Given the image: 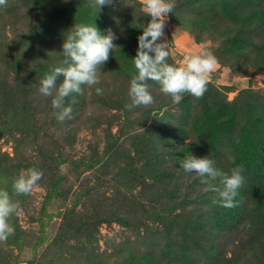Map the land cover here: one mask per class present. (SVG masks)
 <instances>
[{"label": "rangeland", "instance_id": "rangeland-1", "mask_svg": "<svg viewBox=\"0 0 264 264\" xmlns=\"http://www.w3.org/2000/svg\"><path fill=\"white\" fill-rule=\"evenodd\" d=\"M173 2L158 41L167 62L206 49L218 63L202 98L174 104L149 80L154 103L131 111L132 59L151 19L140 0L0 6V189L20 203L0 264H264V0ZM75 24L111 30L116 47L59 122L39 82L61 66ZM191 155L229 175L243 168L236 207L217 203L219 179L202 184L180 167ZM29 168L42 179L15 195Z\"/></svg>", "mask_w": 264, "mask_h": 264}, {"label": "clouds", "instance_id": "clouds-1", "mask_svg": "<svg viewBox=\"0 0 264 264\" xmlns=\"http://www.w3.org/2000/svg\"><path fill=\"white\" fill-rule=\"evenodd\" d=\"M113 0H89L93 8L111 4ZM142 9L151 19L138 36V49L132 59L136 74L130 79L128 96L130 103L125 108L131 111L140 106L154 103V97L149 91L147 81L159 85V91L171 98L174 104H179L185 94L194 98H202L207 91L209 77L215 70L218 61L214 54L201 49L196 54L185 55L180 66L167 62L169 51L166 42H158L164 36L165 21L175 7L173 0H140ZM0 6H7V0H0ZM116 35L109 30L102 35L96 26L75 24L62 43L63 60L61 66L51 69L50 74L40 80L39 92L43 96L52 97L53 115L59 122L72 118V109L65 106L66 98L83 94L84 87H94L100 83L101 69L109 60L116 45L113 41ZM150 53H152L150 55ZM58 77H63L57 85ZM97 95L103 94V89L95 88ZM180 167L185 172L194 173L201 178L202 184H210L219 179L222 187H212L210 190L218 193L219 205L224 208L236 207L234 198L237 190L243 185L242 167L230 170V175L214 166V161L208 157L197 158L189 156L181 160ZM43 173L35 168L22 171L12 182L15 195H31L33 189L42 179ZM20 212L19 201H13L7 190L0 189V243H6L14 234V227L9 223L10 217Z\"/></svg>", "mask_w": 264, "mask_h": 264}]
</instances>
